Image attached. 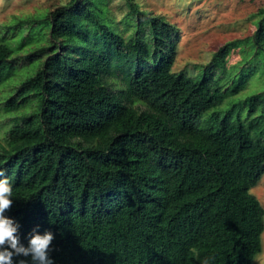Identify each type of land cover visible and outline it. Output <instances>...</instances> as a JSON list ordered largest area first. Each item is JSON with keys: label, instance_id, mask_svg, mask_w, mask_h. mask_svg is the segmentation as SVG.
<instances>
[{"label": "trees", "instance_id": "obj_1", "mask_svg": "<svg viewBox=\"0 0 264 264\" xmlns=\"http://www.w3.org/2000/svg\"><path fill=\"white\" fill-rule=\"evenodd\" d=\"M102 1L48 12L50 43L35 50L45 58L3 103L10 111L37 101L0 140L13 189L5 215L20 242L33 228L52 232L53 264H253L264 229L249 192L264 173V88L243 99L245 116L196 121L227 94L231 49L249 43L264 63V6L252 34L219 45L194 79L172 70L175 24L128 0L137 20L124 36ZM11 54L0 41V82Z\"/></svg>", "mask_w": 264, "mask_h": 264}, {"label": "rangeland", "instance_id": "obj_2", "mask_svg": "<svg viewBox=\"0 0 264 264\" xmlns=\"http://www.w3.org/2000/svg\"><path fill=\"white\" fill-rule=\"evenodd\" d=\"M70 0H0V41L12 49V66L4 70L6 78L0 82V140L8 128L37 106L35 97L17 110H6L4 101L16 90L21 81L31 76L41 65L45 55L35 50L49 42V23L46 18L54 7ZM146 14H160L175 24L179 31L173 71H183L198 79L202 67L211 59L214 50L227 40L250 36L256 27L258 8L264 0H132ZM105 5V6H104ZM104 19L124 36L135 31L137 12L128 0H104ZM264 57V56H261ZM259 61V58H256ZM254 53L249 43L242 42L230 50L222 82L227 94L220 102L197 119L198 126L214 125L208 113L216 112L231 117L247 110L243 99L264 88V63L253 66L241 86L231 93L234 78L241 69L254 63ZM263 61V60H261ZM260 61V62H261ZM264 207V173L250 188ZM262 248L253 264H264V229Z\"/></svg>", "mask_w": 264, "mask_h": 264}, {"label": "clouds", "instance_id": "obj_3", "mask_svg": "<svg viewBox=\"0 0 264 264\" xmlns=\"http://www.w3.org/2000/svg\"><path fill=\"white\" fill-rule=\"evenodd\" d=\"M12 196V185L0 169V264H53L48 255L54 239L52 232L40 234L33 228L27 246L20 242L19 225L5 215L12 206Z\"/></svg>", "mask_w": 264, "mask_h": 264}]
</instances>
